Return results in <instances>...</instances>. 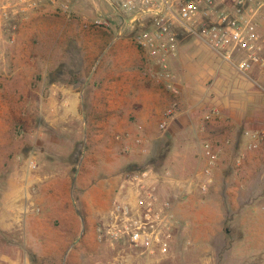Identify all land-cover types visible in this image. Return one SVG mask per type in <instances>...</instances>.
<instances>
[{"label":"rangeland","instance_id":"374dc122","mask_svg":"<svg viewBox=\"0 0 264 264\" xmlns=\"http://www.w3.org/2000/svg\"><path fill=\"white\" fill-rule=\"evenodd\" d=\"M20 2L0 0V72L13 73L7 84L12 93L3 96L0 93V100H6L11 107L10 111L4 109V114L12 124L0 130V188L7 184L14 169L21 172L19 179L23 178L26 170L36 174L48 173L49 195L56 196L59 205L52 203L55 205L47 216L48 222L42 225L45 234L57 246H50L43 264H264V139L256 147L249 148L250 137L247 134L264 131V75H258L261 70L254 69L257 77L249 79L245 75L243 77L233 64L224 63L218 69L219 74H223L220 78H211L206 84L205 80L197 78L191 85L174 68L181 91L177 97L173 96L160 79L159 84L170 94L166 93L152 124L135 123L134 131L126 133L123 138L114 134L111 139L119 146L116 148L120 154L112 160L104 154H84V151L93 152L92 131L85 127L83 119L68 112L55 111V105L63 97L56 94L52 84L56 83L58 72L64 74V79L59 81L65 85L80 80L77 74L84 77L83 84L89 73L94 71L95 41L104 38L107 32L106 28L96 25V19L110 17L109 28L124 24L125 19L114 13L104 0H37V7L27 12L21 11ZM63 4L69 7L65 8ZM47 6L53 10L51 15L36 20L40 29L28 37L34 45L30 47L28 40L23 42L22 37L20 57L12 62V46L17 42L19 24L31 13ZM5 11L9 12L8 17L4 15ZM126 37L131 39L133 34ZM201 45L193 37H184L182 60L195 61L204 53L214 55ZM44 50H49L54 60L58 51H64L65 62L58 63L52 59L46 65L40 59L25 60L23 55L24 52L26 55L32 52L40 58L39 54ZM192 66L193 73L198 72V64ZM156 68L154 64L152 69ZM201 85L205 86L204 91ZM232 85L238 86L242 94L234 93ZM88 92L85 94L86 104L91 97ZM173 99L178 102L177 111L169 118L168 125L162 127L161 122L166 118V110ZM86 116L91 118L93 112L86 111ZM232 124L240 127L235 137L229 130V126H234ZM139 125L143 126L141 130ZM139 135L141 143L135 141ZM206 139L218 149L219 157L225 153L239 157V160L228 164L230 179L236 177L240 180L237 193L240 218L233 226L229 222L218 223L217 205L202 208L200 204L201 200L216 198L217 195L218 163L212 171L214 184L208 190L202 189L206 180L203 174L206 160L202 157ZM228 146L230 150L225 152ZM111 161L114 169H107V162ZM142 170L156 174L161 199L170 201L171 181L178 180L182 184L193 172L195 194L188 201L178 193L175 195L177 208L173 207L177 225L166 255H149L127 241L98 237V227L114 195L127 177ZM38 184L40 182H34L33 187L37 188ZM246 198L258 203L252 207L245 206ZM72 204L78 206L81 213L79 223L73 222L76 219L70 213L66 214ZM206 211L212 218L210 223L201 220V213ZM187 216H193L191 222ZM229 229L239 239L249 229L255 232L257 247L254 255L243 258L241 262L234 261L240 257L231 254ZM208 236L212 239V251L215 253L211 261H206L207 253L211 251H208ZM244 250L241 248L240 252ZM217 251L220 257L216 256ZM33 260L34 264H39L37 255Z\"/></svg>","mask_w":264,"mask_h":264},{"label":"crops","instance_id":"0c3cea01","mask_svg":"<svg viewBox=\"0 0 264 264\" xmlns=\"http://www.w3.org/2000/svg\"><path fill=\"white\" fill-rule=\"evenodd\" d=\"M104 2L109 5L106 0ZM110 8L112 10L111 6ZM52 11L47 6L31 13L28 18L22 20L18 26L17 42L12 46V62L20 57L22 46L20 39L24 37L23 42L28 40L30 47L34 45V42H31L28 37L33 31L40 29L35 21L43 20V18L51 15ZM105 30L107 31L106 36L97 38L95 41L96 54L93 58L95 67L93 68L94 71L89 73V78L82 84L84 77L81 78V75L77 74L80 80L74 81L72 85H65L63 81H59L64 79V74L58 72L57 81L52 85H55L56 94L63 97L62 101L55 105V111L68 112L74 117L83 119L85 127L92 131L91 134L94 139L93 152L84 151V154H100L99 156L104 154L105 157L107 155L112 160L111 158L120 154L116 148L117 143L111 139L113 135H120L123 138L126 133L134 131L135 123L145 126L152 124L156 113L160 111L163 105L168 91L161 87L159 84L160 79L156 78L152 72L154 63L147 52L134 42L133 37L131 39L126 37V35L133 34L131 27L127 25L126 21L122 25L115 24ZM203 47L207 48L205 45ZM181 51L180 46L179 53L171 58V65L173 69L175 68L181 74V77L190 81L191 85L195 83L197 78L201 81L205 80L206 84L209 79L220 78L223 75L219 74L218 69L227 62H222L217 56L204 53L195 61L193 59L187 60V58L182 60ZM26 54V52L23 54L25 60L40 59L39 61L45 62L46 65L54 60L49 50L40 52V58L32 52L28 53V55ZM56 57L54 61L58 63L65 62L64 51H58ZM196 63L198 64V72L194 71L193 73L192 65ZM255 72L254 70L250 73L251 77H245L255 79L257 77L254 75ZM258 73L259 76L264 75L261 71ZM242 76L244 77V75ZM12 78L13 73L0 72V81L2 82L0 93L2 96L12 93L11 88L7 87L8 82ZM88 80L89 83L87 82ZM201 87L204 91L205 86L201 85ZM250 87L252 88V86ZM231 89H233L234 93L237 91V95L242 94L238 86L233 87L232 85ZM254 91L256 93V90ZM86 92L91 96L87 104ZM0 101V130H2L12 125L4 114V109L10 111L11 107L6 100L1 99ZM45 105V110L47 111L48 106L47 104ZM86 111L93 112V116L91 118L86 116ZM232 125L234 126H229V130L232 132V137H235L234 134L239 132L240 127L237 124ZM205 141L211 142L208 139ZM211 144L214 149L218 150L212 142ZM228 150H230L229 146L226 147L225 152ZM235 160H239L236 154L225 153L219 157L216 173L218 178L217 186L215 187L216 198L211 197L200 201L202 208L217 205L218 215L216 219L218 223L229 222L232 226L240 218V205L237 199L240 180L236 177L230 179L231 175L228 169V164L234 163ZM107 163V169H114L112 161ZM1 171L0 169V174ZM20 174L21 172L18 169H14L9 174L7 184L2 189L0 188V264H34V255H37L39 264H43L44 256L48 255L50 246H57V244L53 240L50 241L42 224L48 222L47 216L51 213V207L55 205L52 203L56 202L59 205L58 198L53 196V194L49 195L51 185L48 182V173L40 172L36 174L26 170L23 172V178L19 179ZM192 177L193 172L182 184L178 180L171 181L172 196L170 197L172 198L170 199H172L171 201L175 208H177V201L175 202L176 193L184 201H188L195 194L196 184ZM34 182H40L37 185L38 189L33 187ZM244 203L245 206L251 205L252 207L258 202L253 203V201H249V198H246ZM77 207L72 204L70 210H66V214L70 213L76 219L73 222L79 223L81 213ZM201 217L202 221L212 222L208 211L201 213ZM186 218L188 222H191L193 216H187ZM229 231L230 229L227 232ZM229 234L232 246L231 254H237L240 257L234 261L241 262L243 258L254 255L257 247V242L254 241H256L257 237L252 229H249L241 239L234 237L231 231ZM226 239L228 240L227 235ZM211 240V237L208 236V251H211L207 253L206 261H211L215 257ZM241 248H245L244 252H240ZM216 254V256L220 257L219 251Z\"/></svg>","mask_w":264,"mask_h":264},{"label":"built area","instance_id":"2783aa9c","mask_svg":"<svg viewBox=\"0 0 264 264\" xmlns=\"http://www.w3.org/2000/svg\"><path fill=\"white\" fill-rule=\"evenodd\" d=\"M106 1L114 13L124 17L133 31L134 42L157 66L152 72L175 97L181 88L171 58L179 53L184 37L195 38L219 60L233 64L247 77H251V71L256 68L264 72V0ZM19 5L22 12H27L37 7L38 2L21 0ZM63 6L69 7L68 4ZM4 15L8 17L9 12L5 11ZM95 22L104 28L111 26L110 17H100ZM177 106V100L173 99L162 127L168 125ZM247 134L249 148L264 139V131ZM135 141L141 143V135ZM203 148L206 180L202 189L208 190L214 183L212 171L219 161V152L209 141ZM176 225L172 202L160 197L158 177L151 170H142L126 178L111 200L97 233L100 239L127 241L149 255H166Z\"/></svg>","mask_w":264,"mask_h":264},{"label":"trees","instance_id":"16d2710c","mask_svg":"<svg viewBox=\"0 0 264 264\" xmlns=\"http://www.w3.org/2000/svg\"><path fill=\"white\" fill-rule=\"evenodd\" d=\"M118 25H120V24H118Z\"/></svg>","mask_w":264,"mask_h":264}]
</instances>
